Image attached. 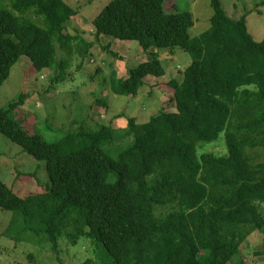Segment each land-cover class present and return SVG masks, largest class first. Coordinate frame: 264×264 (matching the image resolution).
Here are the masks:
<instances>
[{
  "label": "trees",
  "instance_id": "obj_1",
  "mask_svg": "<svg viewBox=\"0 0 264 264\" xmlns=\"http://www.w3.org/2000/svg\"><path fill=\"white\" fill-rule=\"evenodd\" d=\"M165 2L111 0L92 20L94 41L67 32L80 11L63 0H12L0 9V86L22 57L33 74L52 70L57 84L70 56L86 55L101 36L136 42L151 54L128 70L117 95L135 96L146 78L164 76L152 48H178L192 60L180 80L165 85L176 112L143 124L129 118L123 130L132 144L115 158L97 145L79 147L106 126L47 143L10 118L23 93L0 109V133L44 161L48 177L43 192L25 197L0 180V208L17 211L34 242L46 235L52 252L67 230L72 245L95 242L102 264H245L244 242L264 230V40L252 38L246 16L228 17L220 0H211L210 29L191 38V12H168ZM30 11L43 17L44 28L25 18ZM102 49L117 57L110 44ZM221 135L225 153L198 154L200 143L221 147ZM168 206L166 214L155 212Z\"/></svg>",
  "mask_w": 264,
  "mask_h": 264
},
{
  "label": "rangeland",
  "instance_id": "obj_2",
  "mask_svg": "<svg viewBox=\"0 0 264 264\" xmlns=\"http://www.w3.org/2000/svg\"><path fill=\"white\" fill-rule=\"evenodd\" d=\"M63 1L80 11L69 23L67 32L94 41L92 20L111 0ZM11 3L12 0H0V9H9ZM220 3L228 17L238 20L246 16L252 38L256 42L264 40V0H220ZM164 7L168 12H191L194 19V27L189 32L191 38L200 37L211 27V0H166ZM25 18L44 28L43 17L35 16L32 11ZM108 43L114 44L111 50L117 57L102 49ZM150 52L157 54L165 74L156 79L146 78L135 96L117 95L114 90L128 70L151 59V54L143 53L136 42L101 36L86 55L70 56L65 78L57 84H52V70L33 74L30 61L22 57L0 86V109H7L23 93L24 104L14 108L10 118L23 130L40 136L47 143H57L80 130L93 133L106 126L105 134L98 140L84 141L79 147L97 145L115 158L132 144V137L125 138L123 130L129 118L143 124L162 111L176 112L172 93L165 85L171 79L182 78L192 61L191 56L178 48H152ZM223 144V135L218 140L221 147L216 143H200L198 154L225 153ZM0 180L22 197L38 194L48 183L45 162L34 160L0 133ZM168 207L155 208V212L166 214L171 210V206ZM258 209L264 217V203H259ZM24 227L17 211L0 208V264H83L88 259L92 260L90 264L103 262L95 242L81 240L72 245L68 231L61 230L55 253L46 235L36 234L34 242L33 232ZM263 252L264 230L249 235L241 248L245 264H264Z\"/></svg>",
  "mask_w": 264,
  "mask_h": 264
},
{
  "label": "crops",
  "instance_id": "obj_3",
  "mask_svg": "<svg viewBox=\"0 0 264 264\" xmlns=\"http://www.w3.org/2000/svg\"><path fill=\"white\" fill-rule=\"evenodd\" d=\"M118 42V41H117ZM121 43V45H122V42H120ZM110 44V50H111V45L113 46L114 44L113 43H108L107 45H109ZM120 45V46H121ZM111 52H112V50H111ZM29 62V61H28ZM47 70V69H46Z\"/></svg>",
  "mask_w": 264,
  "mask_h": 264
}]
</instances>
